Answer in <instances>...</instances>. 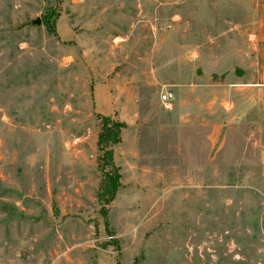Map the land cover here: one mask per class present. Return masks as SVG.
Listing matches in <instances>:
<instances>
[{
	"label": "rangeland",
	"instance_id": "obj_1",
	"mask_svg": "<svg viewBox=\"0 0 264 264\" xmlns=\"http://www.w3.org/2000/svg\"><path fill=\"white\" fill-rule=\"evenodd\" d=\"M256 1L0 0V264H264Z\"/></svg>",
	"mask_w": 264,
	"mask_h": 264
},
{
	"label": "trees",
	"instance_id": "obj_2",
	"mask_svg": "<svg viewBox=\"0 0 264 264\" xmlns=\"http://www.w3.org/2000/svg\"><path fill=\"white\" fill-rule=\"evenodd\" d=\"M101 118L102 121L97 135L99 166L102 173L99 198L100 201L107 204L115 197L116 192L120 187L119 173L116 170L112 173L107 169L109 166H111V169L114 167L109 144L120 140L122 129L126 126V124L106 116H101Z\"/></svg>",
	"mask_w": 264,
	"mask_h": 264
},
{
	"label": "crops",
	"instance_id": "obj_3",
	"mask_svg": "<svg viewBox=\"0 0 264 264\" xmlns=\"http://www.w3.org/2000/svg\"><path fill=\"white\" fill-rule=\"evenodd\" d=\"M256 19H255V31L254 36L258 43V47L255 52L254 63L256 66V75L253 76V80L241 83L243 89L248 92H252V102H255L253 95H256L258 88L264 89V0H257L255 4ZM218 85H221L218 83Z\"/></svg>",
	"mask_w": 264,
	"mask_h": 264
},
{
	"label": "built area",
	"instance_id": "obj_4",
	"mask_svg": "<svg viewBox=\"0 0 264 264\" xmlns=\"http://www.w3.org/2000/svg\"><path fill=\"white\" fill-rule=\"evenodd\" d=\"M173 98V93L171 91H165L161 95V100L163 102H168Z\"/></svg>",
	"mask_w": 264,
	"mask_h": 264
},
{
	"label": "water",
	"instance_id": "obj_5",
	"mask_svg": "<svg viewBox=\"0 0 264 264\" xmlns=\"http://www.w3.org/2000/svg\"><path fill=\"white\" fill-rule=\"evenodd\" d=\"M33 23L39 24L40 23V18H36L35 20H33Z\"/></svg>",
	"mask_w": 264,
	"mask_h": 264
}]
</instances>
